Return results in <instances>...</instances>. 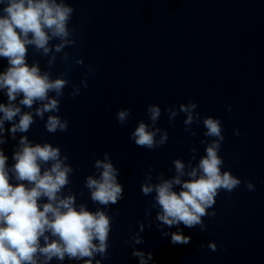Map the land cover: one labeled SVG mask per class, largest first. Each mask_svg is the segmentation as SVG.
Returning a JSON list of instances; mask_svg holds the SVG:
<instances>
[{
    "label": "clouds",
    "instance_id": "obj_1",
    "mask_svg": "<svg viewBox=\"0 0 264 264\" xmlns=\"http://www.w3.org/2000/svg\"><path fill=\"white\" fill-rule=\"evenodd\" d=\"M74 11L66 0H0V57L6 59L8 65L0 73V90L5 91L8 100L7 104L0 103V145L6 143V122L11 124L7 131L16 139V133L30 130L35 123L34 116L44 119L45 113H59L60 98L70 84V80L65 78L66 73L52 79L51 73L42 72L38 63L30 66L26 56L31 46L44 56L53 52L63 53L62 62L67 63L70 54L64 49L76 43L73 38L76 29L69 27ZM53 40L59 43L51 45ZM55 59L53 54L48 61L49 68ZM74 64L83 65V59H75ZM88 69L89 72L94 71L91 65ZM87 81L86 72L81 80L84 88L88 87ZM73 88L69 95L75 97L79 95V89L75 85ZM18 97L22 98L16 104ZM34 104L39 105L34 112H21L20 105L32 109ZM196 108L197 104L191 99L179 105V112L186 115L185 131L189 130L187 126L201 121ZM227 110L231 113L232 106L228 105ZM166 111L170 120L178 115L172 107ZM147 113L151 125L138 122L130 138L136 146L153 150L167 142L168 133L153 128L161 116L159 106L149 104ZM17 116L19 120L15 122ZM130 116L131 111L127 108L116 114L121 125ZM202 123L206 129L204 136L211 139L201 141L205 144V154L198 163L195 166L189 164L186 171L185 163L176 159L173 161L174 177L163 179L161 173L158 177L160 182L152 184L151 175L146 174V182L141 186L145 196L155 192L153 207L159 208L156 219L169 228L183 224L190 229L199 226L201 231H205L202 218L215 217V211L209 212V209L214 208L221 190L232 193L242 183L248 191L255 190L250 180L242 182L231 171L222 170L224 160L219 152L225 137L221 120L206 116ZM68 125V120L54 114L47 117L45 128L54 134L67 131ZM158 133L159 141L156 140ZM235 134L239 135L238 129ZM195 151L193 148V159ZM12 159L15 163L9 167L8 157L0 148V264H50L53 259L63 262L66 258L83 260L84 264H93V261L101 264L102 259L107 258L112 217L100 208L93 212L85 204L77 207L75 194L63 195L62 190L69 185L74 172L67 163L68 156L61 155L59 146L33 144L26 135H22ZM94 168L99 172L98 177L87 176L84 182L92 202L104 207L115 205L123 199V187L118 183L119 170L108 153L103 159L95 160ZM184 176L187 179L182 180ZM13 178L15 183L11 182ZM174 186H179L180 190L175 191ZM42 200L46 202L41 203ZM143 227L140 226L141 231ZM162 235H170L173 245L191 242V237L184 236L179 229ZM133 240L137 244L143 242L139 234ZM207 247L213 252L218 250L214 242ZM97 255L101 260L95 259ZM133 255L139 257L140 264L153 259L152 253H148L147 258L140 251H134Z\"/></svg>",
    "mask_w": 264,
    "mask_h": 264
}]
</instances>
